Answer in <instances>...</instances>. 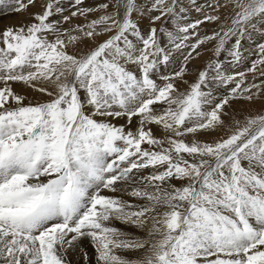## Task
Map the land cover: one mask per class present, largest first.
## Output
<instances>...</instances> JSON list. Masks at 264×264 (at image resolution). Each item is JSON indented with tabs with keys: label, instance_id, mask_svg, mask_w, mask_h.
I'll list each match as a JSON object with an SVG mask.
<instances>
[{
	"label": "snow or ice",
	"instance_id": "6c2138e0",
	"mask_svg": "<svg viewBox=\"0 0 264 264\" xmlns=\"http://www.w3.org/2000/svg\"><path fill=\"white\" fill-rule=\"evenodd\" d=\"M4 18L0 264H264V0Z\"/></svg>",
	"mask_w": 264,
	"mask_h": 264
},
{
	"label": "bare ground",
	"instance_id": "6f19581e",
	"mask_svg": "<svg viewBox=\"0 0 264 264\" xmlns=\"http://www.w3.org/2000/svg\"><path fill=\"white\" fill-rule=\"evenodd\" d=\"M14 22L13 19L11 18H4V19H0V27H3L5 24H8V23H12ZM205 56V55H204ZM202 61V60H201ZM201 63V62H200Z\"/></svg>",
	"mask_w": 264,
	"mask_h": 264
},
{
	"label": "rangeland",
	"instance_id": "374dc122",
	"mask_svg": "<svg viewBox=\"0 0 264 264\" xmlns=\"http://www.w3.org/2000/svg\"><path fill=\"white\" fill-rule=\"evenodd\" d=\"M209 58V54H205V56L203 57V60L201 61V65L204 63V61H206Z\"/></svg>",
	"mask_w": 264,
	"mask_h": 264
}]
</instances>
